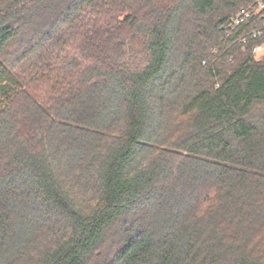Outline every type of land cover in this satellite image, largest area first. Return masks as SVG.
<instances>
[{"label":"trees","instance_id":"obj_1","mask_svg":"<svg viewBox=\"0 0 264 264\" xmlns=\"http://www.w3.org/2000/svg\"><path fill=\"white\" fill-rule=\"evenodd\" d=\"M253 3L0 0V264H264V39L220 30Z\"/></svg>","mask_w":264,"mask_h":264},{"label":"built area","instance_id":"obj_2","mask_svg":"<svg viewBox=\"0 0 264 264\" xmlns=\"http://www.w3.org/2000/svg\"><path fill=\"white\" fill-rule=\"evenodd\" d=\"M242 27L244 29H241L239 34L238 32ZM220 30L226 36L237 33L238 42L242 45H248L250 42L263 40L264 0H254V3L250 7L241 8L233 18L220 27ZM263 51L264 42L253 45L251 49V52L255 57L260 55Z\"/></svg>","mask_w":264,"mask_h":264},{"label":"rangeland","instance_id":"obj_3","mask_svg":"<svg viewBox=\"0 0 264 264\" xmlns=\"http://www.w3.org/2000/svg\"><path fill=\"white\" fill-rule=\"evenodd\" d=\"M109 23H111V19L108 17V15L104 13L96 14L88 17L85 29L87 30L91 28L93 24L109 25ZM78 44L79 39L77 37L70 40L67 46L63 48L59 57L61 59H78L81 66L84 67L89 64V61L80 57ZM263 56L264 51L256 58H260ZM58 61L57 63H59ZM147 62L148 54L145 46V41L143 38L138 36L128 42L127 47L122 52V56L119 58L120 65L130 71H137L142 69Z\"/></svg>","mask_w":264,"mask_h":264}]
</instances>
